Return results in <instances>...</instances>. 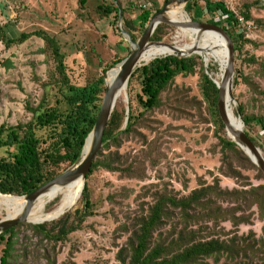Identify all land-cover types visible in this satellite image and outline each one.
<instances>
[{
  "label": "rangeland",
  "instance_id": "1",
  "mask_svg": "<svg viewBox=\"0 0 264 264\" xmlns=\"http://www.w3.org/2000/svg\"><path fill=\"white\" fill-rule=\"evenodd\" d=\"M111 1L0 0V27L12 23L20 33L45 31L57 40L66 65L65 72H62L53 47L40 37L32 36L11 46L0 38V127L26 125L38 114L55 109L66 114L69 109L66 95L71 87L85 88L94 84L117 57L129 56L131 45L121 32L120 20H116L115 14L108 16L98 11L99 5H108ZM153 1L118 0V4L126 11V17L138 21L143 10L152 9L155 13L157 8L163 7L158 0H155L157 4ZM214 1L224 3L237 17H244L246 6H250L252 18L245 22L251 29L240 40L242 50L236 52L237 81L234 80L233 88L236 104L233 106L236 115L242 105L247 114L264 118V0ZM200 3L204 5L202 1ZM183 13L194 21L185 8ZM210 16L205 13L206 19L209 20ZM258 21H262V26ZM122 24L124 27V21ZM194 29L203 35L212 33ZM177 32L178 27L164 25L160 32L161 41H151L171 44ZM137 35L139 40L140 33ZM178 41L181 45L191 42L189 38ZM204 43L208 46L215 44L213 41ZM191 57L201 58L197 60L195 74L179 75L162 93L157 108L145 111L141 106L139 76L130 79L129 102L115 108L120 113L125 112L126 119L129 108L136 117L135 124L130 132H124L128 125L125 120L109 147L104 145L100 151L104 156L98 159L118 153L119 166L128 167L135 163L139 170L145 169L146 177L126 178L121 173L96 168L85 184L93 203L92 216L79 230L59 243L42 241V237L28 226L34 224L17 225L14 257L10 264H120L118 253L127 245L135 219L149 213L158 194L182 198L201 188V183L213 185L216 180L224 189L264 184L257 165L256 169L238 155L230 161L225 160L218 135L225 133L226 136L227 131L225 128L221 132L217 126L213 109L202 89L203 74H216L218 66L213 62L206 68L202 56L194 54ZM213 57L220 60L215 55ZM51 130H37L43 139L41 148L49 151L54 150L59 140ZM245 130L264 152L261 128L252 124L245 126ZM8 151V148H0V158L8 157ZM72 166L62 164L61 169L66 171ZM245 188L250 189V186ZM79 201L69 212L75 214L82 207ZM57 202L49 205L47 210L53 209ZM248 215H252L251 224L235 228L231 222H224L215 236L223 237L236 231L239 235H248L252 231L261 237L264 218H260L256 207L248 211ZM6 217V211L0 209V220ZM125 226L128 232L124 230ZM208 262L214 264L213 259Z\"/></svg>",
  "mask_w": 264,
  "mask_h": 264
},
{
  "label": "trees",
  "instance_id": "2",
  "mask_svg": "<svg viewBox=\"0 0 264 264\" xmlns=\"http://www.w3.org/2000/svg\"><path fill=\"white\" fill-rule=\"evenodd\" d=\"M116 2L99 5L98 11L108 16L115 14L116 20L119 21V12L122 10L124 27L133 41L137 42V33H140V36L143 35L154 11L143 10L136 21L126 17V11L120 3L118 4V0ZM153 2L157 4L155 0ZM160 9L157 8L155 11ZM185 10L191 14L195 22L223 28L232 39L236 52L242 50L240 40L243 36L236 34L237 16L224 3L214 0H191ZM218 11L229 14L226 25L216 19ZM206 12L211 15L209 20L205 18ZM243 16L251 20L250 6H246ZM258 23L262 26V21ZM164 25L168 24H161L157 28L152 37L153 41H161L160 32ZM32 36L42 38L53 47L59 67L62 72H65V57L54 37L45 31L20 33L12 23L6 27H0L1 41L8 46L25 42ZM213 42L226 51L221 41ZM124 59V57H117L108 68L104 69V75L94 84L85 88L71 87L70 93L66 95L69 105L66 114L62 115L55 109L38 114L26 125L0 127V148L9 149L8 157L0 158L1 193L29 195L63 174L65 168L61 169L62 164L68 167L77 162L101 110L105 94V75L110 68ZM198 59L201 60L200 57L162 56L138 68L132 78L139 76L141 79L142 94L139 95V102L144 110L152 111L157 108L160 105L162 93L179 75L195 74ZM203 81L204 97L213 109L217 126L221 132H224L225 125L217 105L219 90L208 75L203 74ZM239 111L246 127L253 124L259 126L264 132V118L247 114L242 105ZM125 120V112L120 113L117 110L113 112L104 134L105 148L109 147V142L115 139ZM135 120L136 117L130 111L129 122L124 132L128 133L132 130ZM39 129H52L53 136L59 138L53 151L41 148L43 139L37 134ZM246 133L258 146L250 132L246 130ZM218 138L219 146L223 147L225 152L226 161L238 155L240 159L257 169L244 151L227 135L225 136V133L218 135ZM101 156L104 155L99 152L88 176L93 174L96 168L102 167L110 172L121 173L126 178L144 179L146 177L145 169L139 170L135 163L128 167L119 166L121 160L118 153L110 154L103 160L98 159ZM260 174L264 177L262 171ZM247 186H250V189H246ZM79 202L82 207L77 209L75 214L69 212L52 224L28 226L42 237V241L62 242L70 234L79 230L87 218L93 214V203L87 186ZM255 207L259 211L260 218H264V184L243 185V189H224L219 180H216L213 185L201 183V188L182 198H176L167 193L158 194L156 203L149 208V213L135 219L127 245L118 253V260L120 264H209L210 259L214 260V264H264V227L261 237L252 231L248 235H239L236 231L223 237L215 236L216 230L224 222H231L235 228L251 224L252 215H248V211H252ZM17 228H12L0 236V253H2L0 264H10L14 257ZM124 230L128 232V227L125 226ZM3 245L5 247L2 249Z\"/></svg>",
  "mask_w": 264,
  "mask_h": 264
},
{
  "label": "water",
  "instance_id": "3",
  "mask_svg": "<svg viewBox=\"0 0 264 264\" xmlns=\"http://www.w3.org/2000/svg\"><path fill=\"white\" fill-rule=\"evenodd\" d=\"M113 1L116 2V0H113ZM190 1L191 0H168L167 2H165L163 7L152 15L151 21L146 31L143 33V35L140 37V39L137 42L133 41L130 33L126 31V29L123 27V24H122V22L124 21L123 13H122V10H120L119 12L120 29L124 37L127 39V41L131 45V53L122 62H120L119 64H117L116 66H114L107 72V75H108V73L112 69L118 70L115 77L113 78L112 82L109 85L107 83V75L105 77V94H104L101 110H100V113L98 115L97 121L95 123V126L92 132L89 134V136L86 139V142H85L80 158L77 160L76 163L73 164L72 167L67 169L63 174L59 175L57 178L50 181L46 185L40 187L33 193L29 195H24V196L14 195V196L25 198L27 202V206L25 208V211L19 216L13 217V218H5V219L0 220V236L6 233L8 230L17 227V225L21 223H31L34 225H40V224H45L47 222L54 221L56 219H59L60 217H62L63 215L71 211L73 207H75V205L78 202L70 206L65 212H63V214H61L56 219L46 220L41 223H35V222H31L28 220L29 212L32 209L36 200L43 193H45L46 191H48L49 189L53 187H65L74 182L82 181L83 182L82 192H81V196H82L83 191L85 189L86 180H87L88 175L91 172L93 163L96 160L99 152L103 149L105 145L103 141L104 134L108 126V123L113 115V112L115 111V108H116L115 103H116V99L118 95L121 93L123 89L125 88L128 89L130 79L132 78L136 70L151 62V61L145 62L143 60L144 55L146 51L148 50V48L151 45L165 44L161 42L151 41L157 28L161 24H168L174 27H179L180 23L173 20L172 17L170 16V13L172 12L171 10L176 7H183L184 9L186 8V6L188 5ZM191 26L203 32L204 31L216 32L226 42L227 52H228V63H227V67L224 73L222 84L221 85L217 84L212 79L210 73H207V75L215 83V85L217 86L219 90L218 104H217L218 112L225 125L228 138L231 139L238 147H240L244 151V153L251 159V161L255 165H257L260 168V170L264 173V158L261 155V149L257 145H255V143L247 135L246 130H245V123L241 119L240 111L239 110L237 111L238 115L236 116L243 123L242 127L231 123L229 119L228 111H227V97L231 99L233 104H236V100L233 94L234 80H235V61H236L235 45L232 39L226 33V31L217 25H212L208 23H200V22H195L191 20ZM192 55H194V53H190V54H179L178 53V54H172L169 56H177V57L186 58V57H191ZM205 66L206 68H208L206 62H205ZM126 97H127L126 102H129L128 94H126ZM129 114H130V110L128 108L127 110L128 116L126 119L127 123L129 122ZM1 194L11 195V194H3V193Z\"/></svg>",
  "mask_w": 264,
  "mask_h": 264
},
{
  "label": "bare ground",
  "instance_id": "4",
  "mask_svg": "<svg viewBox=\"0 0 264 264\" xmlns=\"http://www.w3.org/2000/svg\"><path fill=\"white\" fill-rule=\"evenodd\" d=\"M170 16L173 20L180 23L178 27L177 37L171 44L151 45L146 51L143 60L149 62L159 57H167L172 54H198L203 57L207 66L211 63H216L218 66V72L216 74L211 73L212 79L219 85L223 82L224 73L228 63V52L225 40L218 33L201 34L197 33L191 26V19L185 16L183 13V7H176L171 10ZM187 15V14H186ZM200 34V35H199ZM204 42H210L214 40L221 41L226 51L220 49L217 45L210 43L208 46ZM189 38L190 43L181 45L178 39ZM215 55L220 58L216 61L213 57ZM117 69H112L107 75L108 85L112 82L117 73ZM128 89H123L116 99V107L126 102ZM227 111L231 123L242 127L241 120L236 116L234 106L229 97H227ZM261 155L264 158V152L261 150ZM82 181L74 182L65 187H53L43 193L34 203L32 209L29 212L28 220L35 223H41L46 220L56 219L63 212H65L70 206L79 201L82 192ZM57 202L55 207L51 210H47L49 205ZM27 202L25 198L14 195H2L0 193V209L6 211V218L17 217L25 211Z\"/></svg>",
  "mask_w": 264,
  "mask_h": 264
},
{
  "label": "built area",
  "instance_id": "5",
  "mask_svg": "<svg viewBox=\"0 0 264 264\" xmlns=\"http://www.w3.org/2000/svg\"><path fill=\"white\" fill-rule=\"evenodd\" d=\"M143 8H147L146 6H143ZM216 19L219 21V22H222L226 25V22L228 21L229 19V14H224L223 12L219 11L217 13V17ZM237 20H238V24H237V27H236V32L238 35H247V32L250 31L251 27L248 25V23H246L245 21H247L246 18L244 17H237Z\"/></svg>",
  "mask_w": 264,
  "mask_h": 264
},
{
  "label": "crops",
  "instance_id": "6",
  "mask_svg": "<svg viewBox=\"0 0 264 264\" xmlns=\"http://www.w3.org/2000/svg\"><path fill=\"white\" fill-rule=\"evenodd\" d=\"M159 1V4L161 5V4H163L164 5V3L163 2H165V0H158Z\"/></svg>",
  "mask_w": 264,
  "mask_h": 264
}]
</instances>
